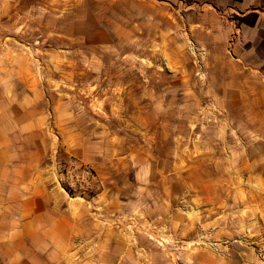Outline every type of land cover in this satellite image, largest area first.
I'll return each instance as SVG.
<instances>
[{
  "label": "crops",
  "instance_id": "crops-1",
  "mask_svg": "<svg viewBox=\"0 0 264 264\" xmlns=\"http://www.w3.org/2000/svg\"><path fill=\"white\" fill-rule=\"evenodd\" d=\"M144 4L151 7L152 38L162 39L164 53L177 52L180 39L192 38L199 47L198 71L174 65L172 70L179 75H172V80L179 78L183 85L196 80L199 100L211 103L212 114L227 120L237 138L245 136L241 144L232 141L225 147L230 149V180L240 183L239 204L231 213L241 216L237 227L247 230L244 246L232 247L229 253L200 251L197 260L264 264V0ZM105 36L103 44L108 43ZM35 118L29 95L20 99L12 89L2 95L0 264H154L165 254L155 252L151 242L139 236L144 226L160 237V244L171 241L175 229L181 230L184 243L190 242L191 222L184 210L146 206L150 194L145 186L139 191L118 186L116 179L128 178L132 169L135 182L155 181L164 160L156 150L127 153L121 139L115 144L111 137L110 148H104L95 139L78 141L71 136L59 143L61 159L51 158L45 112L38 115L39 125L32 122ZM144 130L142 140L149 135L157 143L156 132ZM72 160L94 169L98 191L80 197L61 189L57 163ZM163 177L174 180V175ZM167 256L162 262L171 264Z\"/></svg>",
  "mask_w": 264,
  "mask_h": 264
},
{
  "label": "rangeland",
  "instance_id": "rangeland-1",
  "mask_svg": "<svg viewBox=\"0 0 264 264\" xmlns=\"http://www.w3.org/2000/svg\"><path fill=\"white\" fill-rule=\"evenodd\" d=\"M146 1L155 0H0V99L11 89L20 99L29 95L35 125L45 112L51 158L61 159L59 143L71 136L95 139L104 148L111 137L115 144L121 139L127 153L156 150L164 160L155 181L135 182L132 169L128 178L116 179L118 186H145L146 206L184 210L190 219L189 243L180 229L163 244L146 226L139 231L165 254L154 264H164L167 255L171 264H199L200 251L244 246L247 230L231 213L240 183L230 180L225 147L245 136L237 138L227 120L212 114L211 103L199 100L196 80H172L179 75L174 65L198 71L199 47L192 38L180 39L177 52L164 53L162 39L152 38ZM147 127L157 143L149 135L142 140Z\"/></svg>",
  "mask_w": 264,
  "mask_h": 264
},
{
  "label": "built area",
  "instance_id": "built-area-1",
  "mask_svg": "<svg viewBox=\"0 0 264 264\" xmlns=\"http://www.w3.org/2000/svg\"><path fill=\"white\" fill-rule=\"evenodd\" d=\"M61 189L72 196H86L97 189L96 172L88 166L79 164L77 161L69 163H57Z\"/></svg>",
  "mask_w": 264,
  "mask_h": 264
}]
</instances>
